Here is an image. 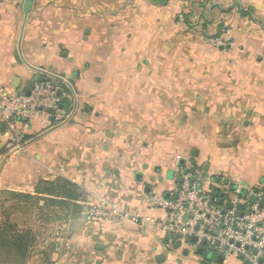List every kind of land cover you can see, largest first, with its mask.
<instances>
[{"label": "crops", "instance_id": "crops-1", "mask_svg": "<svg viewBox=\"0 0 264 264\" xmlns=\"http://www.w3.org/2000/svg\"><path fill=\"white\" fill-rule=\"evenodd\" d=\"M26 2L0 0V93L26 95L52 76L68 104L64 121H33L18 141L0 119V190L34 195L40 182L65 178L84 191L53 263L246 264L167 237L165 212L148 197L179 186L177 156L205 187L221 177L264 195V130L245 166L217 135L221 122H264V0H32L27 17ZM202 13L212 24L198 22ZM219 36L233 46L209 44ZM221 190L225 206L232 190ZM92 208L127 217L104 222Z\"/></svg>", "mask_w": 264, "mask_h": 264}, {"label": "built area", "instance_id": "built-area-1", "mask_svg": "<svg viewBox=\"0 0 264 264\" xmlns=\"http://www.w3.org/2000/svg\"><path fill=\"white\" fill-rule=\"evenodd\" d=\"M208 42L219 49L233 46L225 36L213 37ZM62 90L57 79L46 76L33 85L29 96L0 93V119L7 124L15 141L20 139L19 128H26L33 121L47 125L65 120ZM182 160L181 156L175 157L173 165L182 183L168 196L153 187L148 197L152 208L165 212L158 227L170 239L185 243L195 238L194 248L206 245L218 248L226 257L236 256L248 264H259L264 259V209L260 207L264 195L257 196L258 203L253 204L251 196L242 200V189L237 188L225 206L223 201L221 206L213 200L212 190L222 187L216 182L203 186L196 179L198 171L193 174L185 171ZM227 205L232 208L228 210ZM125 217L127 214L113 208H92L90 213V218L104 222H119ZM254 250L257 255H253Z\"/></svg>", "mask_w": 264, "mask_h": 264}, {"label": "rangeland", "instance_id": "rangeland-1", "mask_svg": "<svg viewBox=\"0 0 264 264\" xmlns=\"http://www.w3.org/2000/svg\"><path fill=\"white\" fill-rule=\"evenodd\" d=\"M220 124V127L217 126L219 128L217 133L219 147H228L234 166H238L237 161L245 166L248 154L250 156L252 154L249 153L251 147L254 146L259 149L256 146V141L260 143L261 138L259 135L263 134L264 122L250 121L253 130H249L244 121L232 125L228 122H221ZM210 129L212 128L210 127ZM259 131L261 134L257 135ZM253 155L258 157L261 154ZM188 157L190 162L193 156L189 154ZM233 158H235V161H233ZM7 192L9 191L0 190V227H4L5 230L13 227L16 229V234L30 233L32 235L34 241L30 248L27 264H54L52 260L53 253L58 244V239L68 234L65 221L69 219H58V212L50 208L45 209L44 202H40L36 206L32 203H21L5 194Z\"/></svg>", "mask_w": 264, "mask_h": 264}, {"label": "trees", "instance_id": "trees-1", "mask_svg": "<svg viewBox=\"0 0 264 264\" xmlns=\"http://www.w3.org/2000/svg\"><path fill=\"white\" fill-rule=\"evenodd\" d=\"M201 8H204L203 4H200ZM213 7L212 9H216ZM241 16L250 17L252 12L250 9L238 8ZM221 13L226 14L231 9H220ZM185 16V23L193 28L195 23L192 22L194 12H190ZM198 22H203L205 26L212 24V21L207 17V14L202 13ZM199 24V23H198ZM197 24V25H198ZM224 25H221V28ZM64 90L61 93L63 97ZM68 101L63 98V107H66ZM185 171L191 172L189 168L184 167ZM179 182L178 176H176ZM214 181L220 184L221 187H229L231 192H234L235 184L229 183L223 180L221 177H215ZM235 188V189H234ZM13 200L25 203H32L38 205L40 202H44L46 205L45 209H53L58 212L57 218L60 220H68L82 212V207L79 201L84 197V191L80 186L72 183L65 178H59L55 182H40L35 190V194H27L20 192H7ZM229 194V193H228ZM228 194H224L221 189L212 190V198L220 205V201L227 200ZM250 192L246 196L241 195L242 200L248 199ZM66 222V221H65ZM13 228V227H12ZM7 228L6 230L0 227V264H27L30 254V248L33 244V237L30 233L16 234V229Z\"/></svg>", "mask_w": 264, "mask_h": 264}, {"label": "water", "instance_id": "water-1", "mask_svg": "<svg viewBox=\"0 0 264 264\" xmlns=\"http://www.w3.org/2000/svg\"><path fill=\"white\" fill-rule=\"evenodd\" d=\"M32 6H33V2H32V0H27V2H26V4H25V10H24L26 17H27V16L29 15V13L31 12ZM39 81H40V78H39V77L35 78V80H34L35 83H37V82H39ZM29 87H32V84H31V83H30ZM26 95L29 96V95H30V91H28ZM62 104H63V101H62ZM193 156H194V158H195V157L197 156V153H194ZM196 164H197V162L194 160V161H193V166L196 167ZM194 172H195V170H194V168H193V169L191 170V173L193 174ZM170 176H171V178H173L174 174L171 173ZM182 181H183V180L180 178V180H179V184H181ZM149 190H150V189L147 188V189H146V192H149ZM256 192H258V190H256ZM242 194H243V196H246V195H247V192H243ZM251 203H253V204L258 203V198H257V197H252V198H251ZM220 205H221V206L223 205V202H222V201H220ZM260 207L264 209V196H263L262 201L260 202ZM231 208H232L231 205H227V209H228V210H230ZM196 242H197V240H196L195 238H192V239H191V243L196 244ZM216 246L219 247V242H217ZM253 255H257V251H256V250L253 251ZM223 260H224L223 256H220L219 261L222 262ZM246 264H248V263H246ZM259 264H264V259H260Z\"/></svg>", "mask_w": 264, "mask_h": 264}]
</instances>
